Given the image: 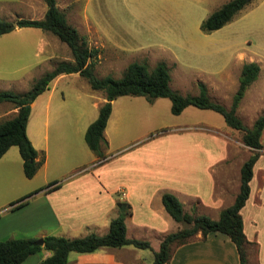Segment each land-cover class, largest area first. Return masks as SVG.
<instances>
[{
  "label": "rangeland",
  "instance_id": "obj_1",
  "mask_svg": "<svg viewBox=\"0 0 264 264\" xmlns=\"http://www.w3.org/2000/svg\"><path fill=\"white\" fill-rule=\"evenodd\" d=\"M22 1L0 0V18L10 21L42 18L44 9L40 0H30L31 8ZM228 1L58 0V3L89 45L99 49L93 68L101 78L119 79L133 62L146 63L150 69L164 62L170 69V86L174 91L196 96L202 82L215 101L229 108L239 88V68L248 62L258 63L259 76L245 92L237 112L249 127L264 111V0H254L222 28L203 32V20ZM42 40L46 49L36 52L37 41ZM71 61L70 48L58 37L36 28H17L0 36V90L27 92L46 72L61 62ZM49 93L38 98L28 122L29 128L47 129L51 179L78 162L90 160L92 151L84 135L106 100L103 92L93 90L85 78L75 73L66 75L56 84L46 109ZM171 107L168 98L149 102L143 96H122L114 100L112 144L108 148L106 142L102 143L105 145L101 148L102 158L116 154V158L130 157L135 162L146 143L178 133L201 134L198 128L186 129L196 127L215 130L210 134L229 143L230 152L238 153L237 161L249 158L248 150L241 146L242 132L229 127L220 113L189 106L175 115ZM16 111L13 104L0 103V121L12 118ZM261 141L264 145V131ZM237 147H241V151ZM1 162L0 174L7 179L0 182V202L9 203L0 211V230L11 224L25 226L29 216L24 219L22 210L11 211V204L20 192L41 188L45 181L42 175L27 178L20 161ZM190 212L197 214L195 203ZM179 224L184 227L183 223ZM29 236V233L18 232L15 238H31ZM140 236L145 239L147 234ZM153 244L158 248L155 239Z\"/></svg>",
  "mask_w": 264,
  "mask_h": 264
},
{
  "label": "crops",
  "instance_id": "obj_2",
  "mask_svg": "<svg viewBox=\"0 0 264 264\" xmlns=\"http://www.w3.org/2000/svg\"><path fill=\"white\" fill-rule=\"evenodd\" d=\"M29 1L23 0L22 3L31 8L32 4ZM40 1L45 15L47 6ZM58 6L63 9L59 3ZM44 15L40 17L43 18ZM45 49L43 40L37 41L36 52ZM243 66L239 68L241 72ZM66 75L69 74L58 76L54 83L51 82L52 89L46 90L50 92L47 95L46 109L49 107V99L56 84ZM42 95L31 104V111ZM242 101L243 99L240 104ZM112 126L111 113L104 131L108 148L112 144ZM197 128L201 134L178 133L171 138L161 137L146 143L142 152H138L139 158L137 157L135 162L130 157L116 158V154H107L106 157L99 159L91 150L90 160L78 162L71 169L61 171L55 178L49 179L50 154L47 146L49 134L47 129L43 131L41 127L29 128L28 122L27 134L40 153L39 156L41 157L42 153L45 156L44 163L35 175L43 176L45 184L41 188L45 189L28 197L23 206L14 210L10 208L11 211L22 210L25 214L23 218L29 216L30 219L25 226L11 224L0 230V241L14 239L18 232L29 233L31 235L29 237L37 239L50 235L68 238L84 237L91 233L105 235L109 231L111 220L118 214V201H126L131 204L133 210L132 216L126 219L127 236L142 239L139 238L142 237L141 233H146L144 240L150 242L151 248L141 249L125 245L102 247L92 253L72 252L68 264H153L154 252L159 250L164 237L183 227L166 211L162 203L164 192L176 195L185 211L190 212L195 203L197 214L207 215L216 220L222 209L233 204L240 189L241 168L248 158L237 161L235 158L236 156L238 158V153L230 152L229 143L210 134L215 132L211 128L186 129ZM104 146L102 145V148ZM241 146L248 150L249 155L251 154L248 147L242 143ZM237 149L241 151V147ZM261 152L254 166L250 196L241 210L244 233L249 241L247 246L249 264H264V145ZM149 156L152 158H148ZM0 161L1 163L20 161L23 167V159L16 146H12ZM6 179L7 176L0 174V182ZM53 182L60 186L46 191L50 188L47 186ZM38 189L40 188L20 192L12 203ZM7 203L9 202H0V211L6 208ZM154 239L159 245L158 248L154 247ZM51 254L50 251L41 250L28 257L22 264H41L42 260ZM166 264L242 263L237 246L231 238L221 232H211L206 238H202L201 233H198L189 242L175 247L172 257Z\"/></svg>",
  "mask_w": 264,
  "mask_h": 264
},
{
  "label": "trees",
  "instance_id": "obj_3",
  "mask_svg": "<svg viewBox=\"0 0 264 264\" xmlns=\"http://www.w3.org/2000/svg\"><path fill=\"white\" fill-rule=\"evenodd\" d=\"M254 0H229L210 14L201 23V30L206 33L218 30L234 19V17L250 5ZM47 6L42 19L19 18L10 21L0 18V36L8 34L17 28H36L49 32L67 44L71 50L73 61L61 62L52 71L42 75L27 92L0 90V103H11L17 109L12 118L0 121V158L12 147L19 149L23 159V170L27 178H33L42 164L45 156L33 146L28 134L27 125L31 114V104L48 90L49 85L62 74L78 73L85 78L91 88L101 91L106 101L99 108L98 117L88 126L85 140L88 147L102 159V143H105L104 131L112 113V103L122 96H143L149 102L157 98H168L173 114L194 106L200 109L213 110L220 113L226 124L240 131L241 142L251 150L249 158L241 168V184L239 192L232 205L221 210L219 218L214 220L207 215L193 214L185 211L183 204L176 195L164 192L162 203L168 214L184 227L169 233L164 237L158 251L154 252L153 264H166L172 257L173 250L189 242L198 233L206 238L211 232H221L228 235L236 244L240 261L249 264L247 246L249 241L244 233V223L241 210L250 196V182L254 175V166L262 154L261 137L264 131V111L254 121L251 127L244 124L238 116L237 109L246 90L257 80L260 66L256 62L244 64L240 76L239 88L229 108L215 101L208 93L204 83L199 84V94L184 96L174 91L170 86L171 75L169 67L160 62L152 69L146 63L133 62L129 64L123 76L119 79L111 76L98 77L94 72V58L99 54L98 48H92L87 38L67 19L66 12L58 6L57 0H44ZM60 184L50 183L46 191L58 188ZM44 188H40L22 199L12 203L13 210L23 206L26 199ZM118 214L110 222L107 234L91 233L84 237L68 238L50 235L44 237L43 244H35L33 238H14L0 241V264H22L28 257L41 250L52 254L43 259L41 264H68L69 255L76 253H92L102 247H122L132 245L136 248H151L148 240L129 238L127 236L126 219L133 214L132 206L126 201H118Z\"/></svg>",
  "mask_w": 264,
  "mask_h": 264
},
{
  "label": "water",
  "instance_id": "obj_4",
  "mask_svg": "<svg viewBox=\"0 0 264 264\" xmlns=\"http://www.w3.org/2000/svg\"><path fill=\"white\" fill-rule=\"evenodd\" d=\"M43 242H44V239L43 238H40V239H38V240H36L35 241V244H43Z\"/></svg>",
  "mask_w": 264,
  "mask_h": 264
}]
</instances>
